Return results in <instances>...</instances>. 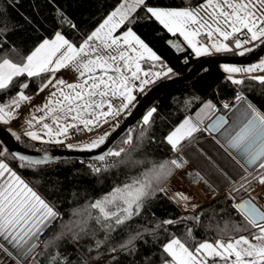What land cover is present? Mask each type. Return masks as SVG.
Here are the masks:
<instances>
[{
    "label": "snow or ice",
    "instance_id": "6c2138e0",
    "mask_svg": "<svg viewBox=\"0 0 264 264\" xmlns=\"http://www.w3.org/2000/svg\"><path fill=\"white\" fill-rule=\"evenodd\" d=\"M3 16L0 12V124L19 123L22 109L28 105L29 115L24 118L28 130L24 135L32 141L62 144L70 150H99L100 154L91 159L110 163L86 165L97 177L111 168L142 163L134 154L144 147L145 140L156 143L151 129L163 117L156 107L149 108L140 117V131L135 135L134 128H120L119 121L131 115L137 96L146 88L177 75L138 34L139 29L155 23L160 26L155 31L163 29L173 37H181L179 43H166L177 52L187 53L185 63L188 56H245L264 45V0H183L179 6H153L149 0H115L106 16L76 40L63 28L66 25L78 33L77 24L63 9H57V29L29 49L12 41L15 29H8ZM201 36L207 38V43ZM221 67L233 95L220 103V108L232 113L231 122L225 115H216L204 126V119L220 109L219 102L201 100L194 116H186L163 136L161 143L167 146L168 158L153 164L142 176L113 185L107 195L90 202L83 211L76 210L73 215L81 219L65 222L57 204L23 179L7 159L11 156L20 162L18 167L35 170L47 165L50 157L32 159L11 153L0 141V264H40L41 255L46 264H71L66 254L50 250L66 233L79 241L86 233L88 220H92L106 239L146 214V205L157 198L181 203L185 212L193 214L156 224L155 229L168 235L167 242L143 254L142 264H264V204L260 203L264 195H256L264 188V59L246 66L224 63ZM66 71L76 74L73 82L62 75ZM253 82L261 88L256 90ZM255 91L259 95L252 94ZM42 93V102L33 103ZM99 129L104 131L86 143H67L73 134ZM8 131L16 140L21 139L10 128ZM125 131L121 144L109 147ZM205 132L218 134L235 162L234 176L225 172L221 179L229 189L224 194L226 204L221 206V213L227 210L229 216L234 214L238 219L217 227L212 239L196 240L194 229L203 227L202 213L196 212L199 206L183 192L170 196L168 182L178 170L185 169V142ZM33 174L40 175L39 171ZM198 180L208 183L203 177ZM109 207L111 210H107ZM93 209L101 215L93 216ZM177 225L186 229L193 246L169 231ZM45 233L47 237L41 240ZM138 239H143L141 233L130 236L119 248L108 249L109 255L103 260L99 249L104 239L94 240L96 264H122L121 256L139 251Z\"/></svg>",
    "mask_w": 264,
    "mask_h": 264
},
{
    "label": "trees",
    "instance_id": "16d2710c",
    "mask_svg": "<svg viewBox=\"0 0 264 264\" xmlns=\"http://www.w3.org/2000/svg\"><path fill=\"white\" fill-rule=\"evenodd\" d=\"M114 2L115 0H0V12L4 13L2 22L7 25L8 29H15L11 34L12 41L24 49H29L41 38L50 37L57 29V9H63L67 16L77 24L80 29L78 33L72 32L66 25L63 28L71 39L76 40L100 22L111 10ZM182 2L183 0H149L153 6H179ZM193 2L196 3L198 0H193ZM158 28H160L159 25L149 23L139 29L138 34L150 43V46L170 67L175 69L177 72L175 77L188 73L189 69L203 57L188 56V62L185 63L184 57L187 53L177 52L166 43L169 40L173 41L178 35L173 37L163 29L159 32L155 31ZM224 76L220 64H210L193 79L175 84L155 101L152 107H156L160 116L163 117L157 120L151 129L156 143L149 144L145 140L144 147L134 154V158L141 160L142 163L134 167L111 168L97 177L92 175L86 167L89 161L78 159L53 161L34 170L18 167L20 162L13 160L11 156L7 159L23 179L37 188L42 196L57 204L65 222L81 219L73 215L76 210L83 211L90 202L107 195L113 185H120L142 176L153 164L161 162L163 158H168L165 155L167 146L161 143L163 136L186 116L194 115L199 111L201 100L212 99L214 102H219L217 107L224 110L220 108L221 101H229L233 95V88L227 85ZM254 88L259 90L261 86L254 84ZM252 94L259 95V92L255 91ZM134 129V135L138 134L139 127L135 126ZM205 133H199L193 138ZM20 137L21 139L17 140L18 143L32 151L57 147V145L33 142L26 137ZM125 137L126 135L117 142L114 148L118 147ZM34 171H39L40 175L35 176ZM224 194L196 209V212L202 213L203 225L193 231L196 240L212 239L217 227H223L225 223H233L238 219L234 214L229 216L227 210L221 213V206L226 204ZM146 207L148 209L146 214L133 220L118 233L109 234L106 239L100 226L88 220L86 233L81 234L79 241L73 240L71 234L66 233L64 238L57 241L56 246L50 250L66 254L71 264H96L97 251L93 244L94 240L104 239V244L99 249L100 259L103 260L109 255L108 249L119 248L130 236L141 233L143 239L136 241V248L139 251L134 255L121 256L120 259L122 264H142L143 254L167 242L168 235L155 229L156 224L167 218L193 214L183 211L175 202L167 198L152 200ZM107 210H111V207ZM91 211L93 216L101 215L98 210ZM86 216L85 213V218ZM169 231L188 243L190 247L193 246L194 242L188 238L186 229L182 225L170 227ZM39 260L40 264H46L44 255H41ZM106 264H112V262L107 261Z\"/></svg>",
    "mask_w": 264,
    "mask_h": 264
},
{
    "label": "crops",
    "instance_id": "0c3cea01",
    "mask_svg": "<svg viewBox=\"0 0 264 264\" xmlns=\"http://www.w3.org/2000/svg\"><path fill=\"white\" fill-rule=\"evenodd\" d=\"M173 41L179 43L182 41V38L177 36ZM262 59H264V55L251 64L258 63ZM62 75H64V78L67 79L69 82H73L76 76V74L71 71H66L65 73H62ZM253 84L255 83L253 82ZM255 85L260 86L259 84H255ZM151 86L152 85H150L149 87ZM149 87L145 89V93L148 91ZM144 94H141V97ZM43 95L44 94L42 93L40 96L36 97L33 103H41ZM138 99H140V97L137 96V100ZM221 103L223 102L221 101ZM22 113L23 115L21 116L19 123H17L16 121L12 122V124L16 123L15 127L11 126L12 124L4 125V126L8 129L10 128L12 131L16 132L20 136L26 137L24 133L28 130V128L26 125H24V118L29 115L28 105H25L23 107ZM194 115H189V116H194ZM212 116L213 115L204 119V126H206L207 121H209ZM231 118H232V113L230 112L229 122H231ZM105 128H107V125H105ZM103 131L104 129H99L98 131H94L91 133L88 132L89 134L85 139L75 143H86L89 140L95 138V136H97ZM218 141H219L218 134L209 135L208 133H205L202 136L192 138L190 141L185 142L183 146L182 155L187 163L185 169L178 170L175 173V175L170 178L168 182L170 196L174 195L177 192H183L185 194L190 195L193 198L191 200V203L198 205L199 206L198 208H200L201 206L210 202V200H213L217 196L229 190L227 187H224L223 183H221V179L223 177V173L225 172L230 173L234 176L232 169L235 162L233 161L232 156H230L225 151V148L223 146V141H219V142ZM33 142L41 143L39 141H33ZM46 144H54V143H46ZM198 177H203L205 180H207L208 183L205 184L203 182H199ZM221 188H223L224 190L221 191ZM256 195H264V188L259 189ZM175 203L183 211H185L184 208L181 206V203H177V202ZM260 203L264 204V200H261Z\"/></svg>",
    "mask_w": 264,
    "mask_h": 264
},
{
    "label": "water",
    "instance_id": "95a60500",
    "mask_svg": "<svg viewBox=\"0 0 264 264\" xmlns=\"http://www.w3.org/2000/svg\"><path fill=\"white\" fill-rule=\"evenodd\" d=\"M264 55V45L255 48L253 52L246 53L245 56H234V55H216L211 57H203L199 60L190 71L184 75H180L177 77H173L172 79H164L155 83L139 100L137 106L131 111V115H128L121 123L120 128H125L127 125L129 128H134L139 124L140 117L142 114L146 112L155 101L168 89L173 87L175 84L188 81L193 79L200 71H202L205 67L210 64H237V65H247L254 63L259 58ZM230 112L219 110L215 115H213L209 121H207L206 126L210 124L215 118L216 115H225L229 119ZM119 131V129L117 130ZM127 132H121L119 136H116V139L113 141L109 147H113L117 144V142L123 138ZM115 135V133H113ZM217 135V134H214ZM111 139V137H110ZM0 141L3 142V146L7 147L11 153H18L29 156L32 159H40L44 156L50 157V162L53 161H62L68 159H78L84 161H93L91 159L94 155H99L100 152L97 150L94 153H89L85 151L79 150H70L66 147H56L50 148L46 150H33L29 149L20 143L12 136L11 132L8 131L4 125L0 124Z\"/></svg>",
    "mask_w": 264,
    "mask_h": 264
},
{
    "label": "built area",
    "instance_id": "2783aa9c",
    "mask_svg": "<svg viewBox=\"0 0 264 264\" xmlns=\"http://www.w3.org/2000/svg\"><path fill=\"white\" fill-rule=\"evenodd\" d=\"M200 39L203 41V42H205V43H207V38L206 37H204V36H201L200 37ZM138 97H140L141 98V94H139L138 95ZM222 102H227L226 100H223ZM134 109V108H133ZM133 109H131V111H133ZM128 116V115H127ZM126 116V117H127ZM126 117H124V118H121L120 119V121H119V123H121ZM11 126H13V127H15L16 126V123H13ZM88 132H81V133H79V134H73V138L72 139H69L68 141H67V143H75V142H78V141H80V140H83V139H85L87 136H88ZM52 145H57V147H64V145H62V144H52ZM89 163H94V164H96L97 166H100L101 165V163H109V161H106V162H98V161H89ZM47 233H45V235L44 236H42L41 237V240H44L46 237H47Z\"/></svg>",
    "mask_w": 264,
    "mask_h": 264
},
{
    "label": "rangeland",
    "instance_id": "374dc122",
    "mask_svg": "<svg viewBox=\"0 0 264 264\" xmlns=\"http://www.w3.org/2000/svg\"><path fill=\"white\" fill-rule=\"evenodd\" d=\"M139 100H140V99H138V100L135 101L136 106H137V104L139 103ZM12 132H14V131H12ZM75 144H78V143H75Z\"/></svg>",
    "mask_w": 264,
    "mask_h": 264
}]
</instances>
